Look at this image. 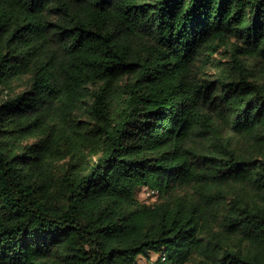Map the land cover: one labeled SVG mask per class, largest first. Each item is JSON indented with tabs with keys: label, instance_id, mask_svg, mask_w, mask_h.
<instances>
[{
	"label": "trees",
	"instance_id": "obj_1",
	"mask_svg": "<svg viewBox=\"0 0 264 264\" xmlns=\"http://www.w3.org/2000/svg\"><path fill=\"white\" fill-rule=\"evenodd\" d=\"M0 264H264V0H0Z\"/></svg>",
	"mask_w": 264,
	"mask_h": 264
},
{
	"label": "rangeland",
	"instance_id": "obj_2",
	"mask_svg": "<svg viewBox=\"0 0 264 264\" xmlns=\"http://www.w3.org/2000/svg\"><path fill=\"white\" fill-rule=\"evenodd\" d=\"M8 93V91H4V93ZM6 93V94H7ZM140 199L142 201H146V202H153L155 199H156V196H152L151 194H148L147 190L145 187H143L141 189V192H140ZM143 262V261H142Z\"/></svg>",
	"mask_w": 264,
	"mask_h": 264
},
{
	"label": "built area",
	"instance_id": "obj_3",
	"mask_svg": "<svg viewBox=\"0 0 264 264\" xmlns=\"http://www.w3.org/2000/svg\"><path fill=\"white\" fill-rule=\"evenodd\" d=\"M148 192V194H151L153 191H147Z\"/></svg>",
	"mask_w": 264,
	"mask_h": 264
}]
</instances>
